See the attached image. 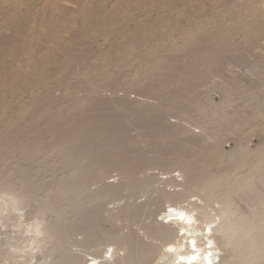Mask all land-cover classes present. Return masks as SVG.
Returning a JSON list of instances; mask_svg holds the SVG:
<instances>
[{
    "label": "rangeland",
    "instance_id": "374dc122",
    "mask_svg": "<svg viewBox=\"0 0 264 264\" xmlns=\"http://www.w3.org/2000/svg\"><path fill=\"white\" fill-rule=\"evenodd\" d=\"M262 8L263 0H0V195L13 185L23 193L29 181L41 186L36 201L18 212L24 228H3L0 264H35L24 257L30 251L29 223L73 227L56 249L78 254L82 264L94 263L91 254L109 256L108 245L120 249L124 261L130 252L112 233L136 231L144 238L143 214L152 217L146 224L166 223L163 191L128 188L107 196V187L131 182L118 167H100L87 189L76 186L80 176L71 174V160L57 146L72 142L73 156L83 152L108 161L123 159L142 183L152 180L162 188V175H176L184 183L185 172L172 165L175 141L164 139L168 124L152 121L155 113L146 110L158 104L156 97L167 98L163 109L170 113L169 124L200 133L192 121L213 116L215 138H223L221 150H251L242 173L258 171L263 178L264 102L249 98L251 91L233 78L251 75L264 81ZM260 87L252 92L264 100ZM113 122L118 126L112 128ZM77 130L89 131L90 138L58 136V131ZM118 134L127 143L122 149L115 146L117 139L112 141ZM204 140L206 148L192 149L199 157L194 167L212 182L231 171L232 164L208 146L211 140ZM151 157L169 159V164L146 167ZM171 186L167 189L174 190ZM261 190L262 200L264 184ZM240 194L233 196L239 208L257 219L260 208L245 205ZM205 195L200 193L211 203ZM45 207L52 212L40 213ZM138 208L142 213H135ZM95 209L96 229L83 230L81 217ZM23 235L22 248H10L15 258L9 259V246L1 243L10 239L17 247ZM152 243L147 264H158L165 247L161 240ZM52 246L42 243L38 254ZM51 254L56 257L48 263L61 257L57 251Z\"/></svg>",
    "mask_w": 264,
    "mask_h": 264
},
{
    "label": "bare ground",
    "instance_id": "6f19581e",
    "mask_svg": "<svg viewBox=\"0 0 264 264\" xmlns=\"http://www.w3.org/2000/svg\"><path fill=\"white\" fill-rule=\"evenodd\" d=\"M262 12L264 14V8H262ZM252 25L254 24L250 26ZM258 69L262 70L261 68ZM238 77V75L233 76L234 82L236 84L243 82L242 87L251 91L249 98L258 99V103H263L264 100L259 97V93L252 91L262 88L260 86L264 87V81H259L251 75L247 76L248 79L246 80L242 78L239 80ZM171 96L174 100H179L176 92H173ZM156 98L159 100L158 104L153 107L149 106L146 110H152L155 113L152 121L158 120L161 125L168 124L162 130L166 133L164 139H169V141L174 139L175 141L173 147L176 150L173 155L176 161L172 165L176 166L179 171L185 172L184 183L178 180L176 175H171L170 177L162 175L161 179H165V181L163 180L159 184H166L162 188L160 186H154L152 180L142 183L133 178L132 171L134 168L128 166V163L123 159L108 161L101 154L89 156V154L87 155L83 152L73 156L74 145L72 142H69L68 145L57 142L58 149L64 152L66 157L68 156L71 160V162L69 160L67 161V167H70L71 174L77 173L80 176L77 184L74 185L87 189L89 184L95 181L97 175L95 171L97 169L100 167V170L103 168L118 167L121 169L122 174L126 175V178L130 179L131 182L122 184L118 189L107 187L105 192L107 196L116 195L128 188H142L147 191L161 190L163 191L162 195L164 194L163 196H165L164 200L166 199V203L168 204L162 218L168 224L158 220L157 225L152 223L146 224L145 220L149 219L151 214L141 215L140 220L144 223L142 228L144 230V238L136 231L122 236H117L119 234L117 233L115 235L117 237L114 236L115 233H112L116 242L119 241L126 247L125 250L130 252L124 261V257L120 255V249L108 245L106 254L110 255L104 257L102 255L91 254L93 256L91 260L94 262L92 264H147L154 252L153 248L155 245L152 242L156 243L160 240L165 250L162 253L160 252L162 255L156 261L158 264H264V199L262 198L261 200L260 194V191H262L261 185L264 184V174L263 178H261L258 176V171L257 173L251 171L245 175L242 173V168L252 156L251 150L239 147L235 151L223 152L221 150L223 138L219 140L215 138L216 127L212 124V120H214L213 116L208 117L209 119L203 123L192 121L191 118L187 117L193 123L199 124L200 133L189 130L186 126L169 124L167 122V116L170 113L165 112L163 109L167 98L164 96ZM111 124L113 125L112 128L118 126L116 122ZM59 131V138H67L68 136H73V139L90 138L89 131ZM121 135L118 134L112 139V141L117 139L115 146L120 149L127 144ZM204 138L212 141L208 146H213L221 157L225 158L228 166L229 163L232 164L229 169L231 171L224 172L212 182L209 177L203 176L194 167L195 162L199 161V157L192 149L196 148L200 150L201 147L206 148V144L203 146ZM86 161L92 162L87 163ZM157 164L166 166L169 164V159L155 160L151 157V159H147L145 162L146 167ZM168 185H172L171 187L174 190H168ZM40 187L38 184L29 181L26 187L27 190H23V193H17V187L13 185L11 189L7 190L8 192L6 191L0 195V201H3V203H0V235L6 234L2 231L3 228H24L25 222L22 220V214L18 212L21 210L22 205H29L36 201V194ZM202 192H205V196L211 200V203L206 202L205 197L200 196ZM237 193H241L240 197L245 205L249 207L258 206L260 208V212L258 210L256 212L257 219L249 217L244 207L239 208L238 202L233 197ZM192 197L199 198L193 199ZM203 202L206 204H203ZM52 209L45 207L40 210V213L52 212ZM140 209L138 208L135 213H142ZM97 218V209L90 214H84L80 219L82 229L88 232L91 229H96L95 225L99 223ZM43 223V220L33 224L29 223L25 228L27 233H32L26 239V242H28L27 247L30 248V251L24 256L27 258V263H32L36 260L35 264H82V260L78 254L65 250L61 252L56 249L64 245L62 242L66 240L67 232L73 227L64 229L58 223L50 225H43ZM87 231L85 233L89 236L90 233L88 234ZM93 233L95 236L98 234L96 231ZM146 239L152 240V242H148ZM23 240L24 235L19 237L20 245L17 247L10 242V239L6 243H1L4 246H9V249L6 251V256L9 259L15 258L10 248L21 249ZM42 243H51L54 246L39 255L38 253ZM36 250L38 252H35ZM52 251L59 252L61 257H57L59 259L57 262L48 263L49 259L56 257L54 254H51ZM112 260L113 263H111ZM5 261L7 262V260ZM12 262L10 261L9 264H13Z\"/></svg>",
    "mask_w": 264,
    "mask_h": 264
},
{
    "label": "snow or ice",
    "instance_id": "6c2138e0",
    "mask_svg": "<svg viewBox=\"0 0 264 264\" xmlns=\"http://www.w3.org/2000/svg\"><path fill=\"white\" fill-rule=\"evenodd\" d=\"M181 219H183V217H181ZM193 245H194V242H193Z\"/></svg>",
    "mask_w": 264,
    "mask_h": 264
}]
</instances>
